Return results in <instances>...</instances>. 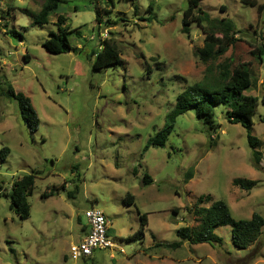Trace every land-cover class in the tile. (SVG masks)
<instances>
[{
  "label": "rangeland",
  "instance_id": "1",
  "mask_svg": "<svg viewBox=\"0 0 264 264\" xmlns=\"http://www.w3.org/2000/svg\"><path fill=\"white\" fill-rule=\"evenodd\" d=\"M43 2L0 0V91L11 84L30 99L39 119L31 130L16 101L0 92V150L9 148L0 156V264H264V225L245 249L232 244L230 225L215 229L219 244L168 245L179 240L178 228L198 225L194 210L212 200L225 201L234 220L254 212L264 218V63L253 53L264 43V21L256 6L200 0L210 19L235 24V41L226 52L203 60L201 26L208 24L193 22L189 33L181 31L189 0H63L47 23L33 25L31 14ZM95 4L110 11L101 10L99 25ZM58 14L80 35L68 37L73 50L52 54L42 42L57 31ZM12 29L17 35L7 33ZM104 38L118 43L121 60L93 70L88 54ZM243 63L252 78L245 94L259 99L252 117L258 167L246 130L228 122L222 105L214 106L219 126L211 139L189 109L176 117L164 146L145 149L185 87L211 81L224 65ZM31 171L37 173L27 197L29 217L21 220L3 193ZM144 173L151 177L148 184L142 183ZM235 178L258 183L244 190L233 184ZM127 193L132 204L123 203ZM200 196L206 200L200 203ZM91 207L108 218L115 247L74 260L70 245L85 234ZM138 212L147 215L144 234L127 240L138 229Z\"/></svg>",
  "mask_w": 264,
  "mask_h": 264
},
{
  "label": "trees",
  "instance_id": "2",
  "mask_svg": "<svg viewBox=\"0 0 264 264\" xmlns=\"http://www.w3.org/2000/svg\"><path fill=\"white\" fill-rule=\"evenodd\" d=\"M62 2L63 0H44L40 10L35 14H31L33 25L47 23L50 12L56 10ZM199 2L200 0H189V5L184 10L181 19V31L187 34L193 22H196L198 26H201L202 22H206L208 24L207 28L201 26L204 33V45L198 50V54L203 60L215 59L224 54L235 41V37L233 36L235 24L229 18L210 19L208 13L199 8ZM242 2L250 6H256L258 14L262 15L264 21V4H258L256 0H242ZM151 8L152 5L150 4L149 9ZM101 10L103 9H100L99 5L95 4V20L98 25L101 23ZM103 12L110 11H105L104 9ZM65 22L66 17L58 14L55 22L57 31H49L47 38L42 42V47L48 53L58 54L73 50L68 37L73 32L79 36L80 32L78 29H70ZM7 33L17 35V31L13 29ZM253 53L264 63V43L257 45L256 52ZM120 56L121 50L119 45L112 38H104L101 41L100 47L96 50L92 49L88 54L93 70L104 69L119 63L121 60ZM23 58L27 61L29 55L26 54ZM251 82L250 70L243 63L236 65L232 69L224 65V68L211 81H207L206 83L196 82L188 85L176 96L174 107L166 115L164 126L155 134L152 138L153 140L148 141L145 149L148 144L160 147L164 146L168 135L173 129L176 117L189 109H193L196 117L207 126V132L211 139V135L216 132L219 126L215 120L214 106L222 105L228 122L238 123L246 130L247 141L252 149L253 166L258 167L261 153L257 148L259 140L252 135V117L256 112L259 99L256 96L245 94V90L251 86ZM0 92L2 95L16 101L21 118L28 124L31 130H35L39 119L31 106L30 99L23 93L15 91L9 83ZM260 103L264 106V94L260 98ZM211 144L213 145L212 142ZM8 153L9 148L7 146L1 148L0 156L2 158L6 157ZM36 173L35 171H31L16 178L12 182L10 192L3 193L4 196L10 198V207L13 208L21 220L29 217L30 206L27 197L32 193ZM185 177L187 181L192 178L191 168L186 171ZM150 182V175L144 173L142 183L148 184ZM257 183L258 181L254 179H233V184L244 190H251ZM203 200H206V198L202 196L198 199L200 203ZM123 203L132 204L133 196L127 193L123 198ZM194 213L197 216L198 225L196 227L184 226L178 228L176 234L179 240L168 244L169 246L177 247L183 241L191 244H219L222 242V239L215 233V229L220 226L230 225L232 244L239 249H245L258 239L261 228L264 225V218L256 212L252 213L248 219L234 220L231 217L227 203L223 200H212L208 206H198L194 210ZM138 215V229L132 235H129L127 240L140 239L144 234L147 225V215L146 213L139 212Z\"/></svg>",
  "mask_w": 264,
  "mask_h": 264
},
{
  "label": "built area",
  "instance_id": "3",
  "mask_svg": "<svg viewBox=\"0 0 264 264\" xmlns=\"http://www.w3.org/2000/svg\"><path fill=\"white\" fill-rule=\"evenodd\" d=\"M85 217L87 218V233L76 243L70 245V256L74 260L90 257L97 249L115 247L109 237V221L103 211L91 207L85 211Z\"/></svg>",
  "mask_w": 264,
  "mask_h": 264
},
{
  "label": "crops",
  "instance_id": "4",
  "mask_svg": "<svg viewBox=\"0 0 264 264\" xmlns=\"http://www.w3.org/2000/svg\"><path fill=\"white\" fill-rule=\"evenodd\" d=\"M82 230H84V231H85V234H86L87 231H88V227H87V225H83ZM85 234H84V235H85ZM84 235H83V236H84ZM83 236H82V237H83ZM82 237H81V238H82ZM81 238H80V239H81ZM80 239H79V240H80Z\"/></svg>",
  "mask_w": 264,
  "mask_h": 264
}]
</instances>
